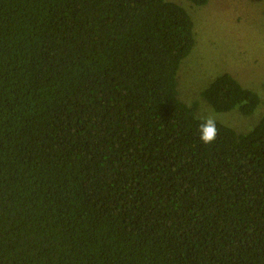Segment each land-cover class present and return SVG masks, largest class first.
<instances>
[{"label":"trees","instance_id":"16d2710c","mask_svg":"<svg viewBox=\"0 0 264 264\" xmlns=\"http://www.w3.org/2000/svg\"><path fill=\"white\" fill-rule=\"evenodd\" d=\"M194 42L173 0H0V264H264V112L202 143ZM200 93L264 106L228 72Z\"/></svg>","mask_w":264,"mask_h":264},{"label":"rangeland","instance_id":"374dc122","mask_svg":"<svg viewBox=\"0 0 264 264\" xmlns=\"http://www.w3.org/2000/svg\"><path fill=\"white\" fill-rule=\"evenodd\" d=\"M173 1L189 12L195 37L177 71L178 97L196 101L198 117L212 115L236 131L249 130L264 106L249 116L237 108L217 112L200 92L217 75L228 72L264 99V0H209L203 5Z\"/></svg>","mask_w":264,"mask_h":264},{"label":"clouds","instance_id":"9594fccd","mask_svg":"<svg viewBox=\"0 0 264 264\" xmlns=\"http://www.w3.org/2000/svg\"><path fill=\"white\" fill-rule=\"evenodd\" d=\"M200 141L204 144H211L215 141L218 134L216 127V119L212 115L204 118V121L199 126Z\"/></svg>","mask_w":264,"mask_h":264}]
</instances>
